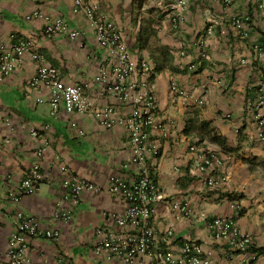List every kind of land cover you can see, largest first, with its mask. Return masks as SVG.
<instances>
[{
  "label": "crops",
  "instance_id": "crops-1",
  "mask_svg": "<svg viewBox=\"0 0 264 264\" xmlns=\"http://www.w3.org/2000/svg\"><path fill=\"white\" fill-rule=\"evenodd\" d=\"M74 1L0 0V45L32 41L33 51L46 64L59 68L67 81L85 86L95 108L108 103L126 118L133 103L101 93L94 82L106 54L85 13L74 12ZM86 1L115 23L135 58L152 60L155 126L148 130L154 148L146 164L159 196L150 220L157 233L154 250L168 246L159 238L171 228L175 240L170 247L177 257L184 241L195 240L211 264H246L252 248L235 249L228 239L216 237L208 222L230 218L252 236L255 248L264 247V142L259 138V118H264V0H185L183 8L179 0ZM36 10L64 18L82 34L75 39L44 35L46 21L27 18ZM38 64L27 52L0 80V264H10L5 250L17 228L18 210L60 231L58 238L30 241L31 264H126L97 253L95 245L110 233L130 231L115 218L128 202L107 191L114 175L128 181L139 178L134 166L125 167L131 156L129 132L123 123L105 129L93 114H69L63 105L51 114L47 101H37L47 92L31 82ZM31 128L40 136L33 137ZM45 140L49 146L37 191L16 202L11 194L18 195L35 160L33 151ZM61 165L98 190H84L76 205L64 201ZM209 178L216 179L213 186ZM65 211L72 215L67 221L57 216ZM254 264H264V256Z\"/></svg>",
  "mask_w": 264,
  "mask_h": 264
},
{
  "label": "built area",
  "instance_id": "built-area-1",
  "mask_svg": "<svg viewBox=\"0 0 264 264\" xmlns=\"http://www.w3.org/2000/svg\"><path fill=\"white\" fill-rule=\"evenodd\" d=\"M185 3V0H179L178 4L183 8ZM73 10L74 12L82 10L85 13L90 26L95 31L97 43L105 50L106 58L99 66L94 82L99 84L101 93H106L120 102L133 103L128 117L117 116L115 107L108 103L95 108L93 100L86 93L85 86L67 81L59 68L46 64L45 57L33 51L35 45L32 41L19 40L12 46L6 43L0 45L2 51L0 80L15 70L16 62L21 56L30 52L31 56L39 62L31 82L35 86H41L47 92L46 98L40 97L37 101H47L51 106V114H56L63 105L69 114H93L98 124L105 129L112 128L116 123H123L127 128L129 132L127 144L131 149V156L129 164L125 167L134 166L139 173V178L128 181L114 175L110 178L107 191L120 195L128 202L127 209L115 218L121 227L128 228L130 231L126 234L110 233L106 239L95 245L97 253L105 252L108 258H120L126 264H133L136 257H142L140 264H154V260L161 264H211L209 255L204 253L201 245L195 240L184 241L182 254L177 257L170 247L175 240L174 230L171 228L159 238L168 246L165 249L154 250L157 233L150 220L154 203L159 196L148 175L146 164L148 151L153 147L148 128L155 126L154 97L150 91V80L154 72L152 60L146 57L135 58L115 23L98 15L96 9L86 0H75ZM31 17L43 18L46 21L44 27L46 36L66 35L75 39L82 34V31L71 28L62 17H50L39 10L27 16L28 19ZM236 24L241 26L242 21L237 19ZM174 88L177 87L174 86ZM6 122L11 125L9 119H6ZM259 125V138L264 142V118H259ZM72 126L77 127V123L72 122ZM80 133L84 134V130L80 129ZM30 134L33 137L40 136L37 128H31ZM10 142L11 139L8 138L6 144ZM48 146L49 141L45 140L33 151L35 160L28 168L27 175L17 190L18 195L11 194L14 201L19 202L20 197L37 191L38 183L43 178L41 160ZM60 170L64 201H70L76 205L84 190H98L93 183L74 174L68 166L61 165ZM207 182L213 186L216 179L209 178ZM57 216L67 221L72 215L69 211H65L58 213ZM16 219L17 228L8 239L5 254L10 264H31L30 241L33 238L55 239L60 236V231L43 226L38 216L23 210H18ZM208 229L216 237L228 239L237 250L245 251L254 246L252 236L242 232L230 218L215 217L208 222ZM261 256L257 252H251L246 264H254Z\"/></svg>",
  "mask_w": 264,
  "mask_h": 264
},
{
  "label": "trees",
  "instance_id": "trees-1",
  "mask_svg": "<svg viewBox=\"0 0 264 264\" xmlns=\"http://www.w3.org/2000/svg\"><path fill=\"white\" fill-rule=\"evenodd\" d=\"M143 1L145 0H140V3H142ZM253 252H257L259 254H262L264 253V247H258V248H255V245L252 247L251 249Z\"/></svg>",
  "mask_w": 264,
  "mask_h": 264
},
{
  "label": "rangeland",
  "instance_id": "rangeland-1",
  "mask_svg": "<svg viewBox=\"0 0 264 264\" xmlns=\"http://www.w3.org/2000/svg\"><path fill=\"white\" fill-rule=\"evenodd\" d=\"M260 255H263L264 256V253L260 254Z\"/></svg>",
  "mask_w": 264,
  "mask_h": 264
}]
</instances>
